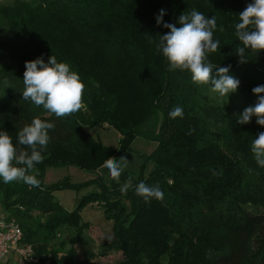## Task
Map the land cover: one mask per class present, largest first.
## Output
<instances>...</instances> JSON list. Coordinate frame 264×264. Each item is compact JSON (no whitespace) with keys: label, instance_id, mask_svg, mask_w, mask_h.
<instances>
[{"label":"trees","instance_id":"trees-1","mask_svg":"<svg viewBox=\"0 0 264 264\" xmlns=\"http://www.w3.org/2000/svg\"><path fill=\"white\" fill-rule=\"evenodd\" d=\"M252 0H13L0 4V130L19 148L18 133L34 118L55 125L36 164L39 187L0 179V219L22 231L19 247L31 249L23 264H92L96 255L84 245L89 227L80 210L97 203L112 222L108 251H119L115 264H264V167L251 145L264 126L256 117L237 124L253 106L252 89L264 85V51L235 49L239 13ZM181 14L193 9L216 17L213 39L220 50L208 54L216 66L231 65L240 81L235 93L220 97L192 81L187 70H169L157 50ZM223 26V31L219 28ZM54 55L85 84V108L57 118L23 100L25 62ZM215 73V69H214ZM180 106L183 117L170 111ZM107 126L120 135L116 148L103 145L87 130ZM156 144L138 152L134 167L120 182L101 165L109 157H129L135 139ZM30 151V149H26ZM74 167L95 177L86 183L44 184L48 168ZM214 172L216 174H214ZM131 177L127 194L120 187ZM159 185L163 200L145 203L139 183ZM94 186L80 204L66 210L54 197L59 190ZM256 214L253 215L252 212ZM64 234H67L64 238ZM60 239V244H56ZM55 247H52L54 246ZM69 246L66 248V246ZM33 259V261H31ZM6 264H16L6 262Z\"/></svg>","mask_w":264,"mask_h":264},{"label":"clouds","instance_id":"clouds-1","mask_svg":"<svg viewBox=\"0 0 264 264\" xmlns=\"http://www.w3.org/2000/svg\"><path fill=\"white\" fill-rule=\"evenodd\" d=\"M166 10L161 9L156 16L157 25L169 29L160 36L157 50L162 52L169 70H187L191 73L194 83L209 86L211 93L220 97L235 93L240 86V81L230 75L231 65L219 67L208 60L209 53L220 50L219 40L213 39V32L217 28L216 17H206L203 13L193 9L190 14H181L178 18L179 27L174 23H165L163 16ZM239 21L235 25L236 36L243 45L234 51L240 57V62H245V50L254 52L264 51V0H252L239 14ZM223 26L219 31H223ZM215 69V73H214ZM23 100L30 101L37 107H43L47 112L57 118L70 116L85 108L83 93L85 84L77 72L70 69L66 63L57 62L54 55L46 63L42 58L25 62L23 73ZM257 101L253 106L246 107L237 116V124H247L255 116L256 123L264 126V85H257L252 89ZM173 119L183 117L180 106L170 111ZM55 125L41 118H34L18 133L19 145L17 148L12 137L7 131L0 130V179L4 183L21 181L30 187H39L40 181L36 174H32L36 164L43 162L42 152L49 141V130H54ZM251 151L258 166L264 167V132L254 138ZM128 160L121 156L107 158L101 165L108 170L109 176L117 183L127 167ZM214 174H216L214 172ZM132 178L121 185L120 192L127 194L131 187ZM136 194L143 197L145 203L152 199L163 200L164 193L159 185L148 186L141 182L136 187Z\"/></svg>","mask_w":264,"mask_h":264},{"label":"rangeland","instance_id":"rangeland-1","mask_svg":"<svg viewBox=\"0 0 264 264\" xmlns=\"http://www.w3.org/2000/svg\"><path fill=\"white\" fill-rule=\"evenodd\" d=\"M13 0H0V4H10ZM94 138L98 139L103 143V145L116 148L120 135L113 128H108L107 126L95 127L92 130L87 129ZM156 144L149 142L142 138H137L131 145V151L129 152V157L127 167L125 169H130L134 167L136 162V155L138 152L143 154H150ZM136 161V160H135ZM95 176L93 174L86 173L74 167H62V168H48L44 175V184L52 185L57 182L68 181L70 184L75 183H86L87 181L93 179ZM94 186L81 187L77 190L67 189L59 190L53 193L55 199L68 211L76 208L83 197L94 190ZM96 190V189H95ZM264 209H259L258 212L261 213ZM253 215L256 214L252 212ZM81 217L84 222H88L90 225L87 230L84 231L83 242L84 245L89 247L90 250L96 255L92 260V264H115L122 259V255L119 251H108L105 244L113 239L112 235V222L104 219L103 212L97 203H92L83 207L80 210ZM67 240V234L63 236ZM56 244H60V239L57 240ZM55 247V244L54 246ZM69 246L67 245L66 248ZM6 262H15L16 264H23L17 255L12 252L5 257L1 264H6Z\"/></svg>","mask_w":264,"mask_h":264},{"label":"built area","instance_id":"built-area-1","mask_svg":"<svg viewBox=\"0 0 264 264\" xmlns=\"http://www.w3.org/2000/svg\"><path fill=\"white\" fill-rule=\"evenodd\" d=\"M21 240L22 231L20 227L13 221L0 219V264L12 252L18 257L30 258L31 249L29 247H19Z\"/></svg>","mask_w":264,"mask_h":264}]
</instances>
